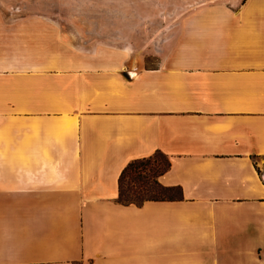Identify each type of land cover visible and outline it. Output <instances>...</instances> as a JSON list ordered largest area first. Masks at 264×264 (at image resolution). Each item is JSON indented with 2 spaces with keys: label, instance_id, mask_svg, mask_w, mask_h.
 I'll use <instances>...</instances> for the list:
<instances>
[{
  "label": "crops",
  "instance_id": "1",
  "mask_svg": "<svg viewBox=\"0 0 264 264\" xmlns=\"http://www.w3.org/2000/svg\"><path fill=\"white\" fill-rule=\"evenodd\" d=\"M162 54L0 9V264H264V0H183ZM156 153L182 200L118 203Z\"/></svg>",
  "mask_w": 264,
  "mask_h": 264
},
{
  "label": "rangeland",
  "instance_id": "2",
  "mask_svg": "<svg viewBox=\"0 0 264 264\" xmlns=\"http://www.w3.org/2000/svg\"><path fill=\"white\" fill-rule=\"evenodd\" d=\"M14 16L41 12L61 23L74 44L90 52L110 47L130 58L160 56L183 0H0ZM264 177V176H263Z\"/></svg>",
  "mask_w": 264,
  "mask_h": 264
},
{
  "label": "trees",
  "instance_id": "3",
  "mask_svg": "<svg viewBox=\"0 0 264 264\" xmlns=\"http://www.w3.org/2000/svg\"><path fill=\"white\" fill-rule=\"evenodd\" d=\"M169 168V160L160 153L129 162L119 176L118 203L141 207L146 202L181 201L180 187H164L158 181Z\"/></svg>",
  "mask_w": 264,
  "mask_h": 264
}]
</instances>
